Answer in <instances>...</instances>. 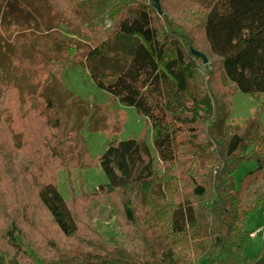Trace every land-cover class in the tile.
Segmentation results:
<instances>
[{
  "label": "trees",
  "instance_id": "obj_1",
  "mask_svg": "<svg viewBox=\"0 0 264 264\" xmlns=\"http://www.w3.org/2000/svg\"><path fill=\"white\" fill-rule=\"evenodd\" d=\"M105 1L48 0L47 7L59 28H93L94 10ZM163 1H113L105 9L112 27L98 32L84 57L99 88L150 121L153 150L141 139L112 141L95 160L85 150L76 167L82 147L67 155L59 148L68 140L59 139L55 113L46 125L56 166H100L107 182L69 200L49 175L14 178L22 190L6 202L12 210L0 198V264H243L247 223L264 205V128L256 119L245 128L227 120L228 88L264 94V0H215L185 8V17H170ZM70 47L59 61L65 67L73 62ZM216 64L226 90L209 79L207 67ZM202 66L209 77L199 82ZM41 95L55 112L72 96L53 73ZM243 161L257 166L237 185ZM103 215L118 218L115 245L97 241L93 221ZM250 264H264V255Z\"/></svg>",
  "mask_w": 264,
  "mask_h": 264
},
{
  "label": "rangeland",
  "instance_id": "obj_2",
  "mask_svg": "<svg viewBox=\"0 0 264 264\" xmlns=\"http://www.w3.org/2000/svg\"><path fill=\"white\" fill-rule=\"evenodd\" d=\"M32 1L0 0V198L5 203L19 195L22 189L14 178L23 180L24 175L35 176L38 182L49 175L69 200L81 191L91 195L107 182L100 166H83L71 171L70 163L66 165L68 170L56 166L57 161L49 151L54 133L46 125L47 121H53L55 113L62 119L59 139L68 140V145L59 148L67 149V155L74 148L82 147L74 154H78L75 157L76 167L83 165L82 153L87 151L90 159L95 160L112 141L141 139L153 150L154 131L150 121L135 108L123 106L99 88L84 66L85 54L97 44L98 32L113 25L105 9L115 0H107L94 10L93 28L85 24L78 28L75 25L66 26L65 22L59 28L58 20L47 7L48 0ZM154 1L159 5L158 0ZM213 2L215 0H164L160 5L172 17L177 12L183 16L185 8L202 10ZM188 17L191 19L190 14ZM69 47L73 52V62L65 67L59 61L69 54ZM204 66L199 68V82L209 77ZM207 68L211 69L213 75L209 79L213 80V84L217 82L216 90H226L228 82L217 72V64ZM49 73H53L72 94L58 112L48 111L41 95ZM229 89L231 95L227 120L245 128L251 120L256 119L264 128V94L256 99L238 89ZM54 144L59 145V142ZM28 160L33 163L28 164ZM256 166L255 161L240 163L234 173L236 184L239 185L243 177ZM6 204L12 210L11 204ZM91 205L93 208L96 206ZM261 207L247 223L248 230L253 233L260 224L254 217L263 211ZM116 219L110 221L103 215L93 221L98 234L97 241L114 245L119 243L121 232ZM44 228L41 227L39 231L46 233ZM261 254L264 255V231L254 239L251 237L243 264H250ZM199 264H207V261L203 260Z\"/></svg>",
  "mask_w": 264,
  "mask_h": 264
},
{
  "label": "crops",
  "instance_id": "obj_3",
  "mask_svg": "<svg viewBox=\"0 0 264 264\" xmlns=\"http://www.w3.org/2000/svg\"><path fill=\"white\" fill-rule=\"evenodd\" d=\"M264 207V206H263ZM262 208V207H261ZM262 212L261 213H259V215H257L256 217H254V218H257V219H255V220H259L260 221V224L259 225H257L256 226V228H258V230L257 231H259L260 229H262V227L264 226V208H262ZM258 214V213H257ZM251 221H252V219H251ZM251 221H250V223H251ZM249 223V222H248ZM247 229H248V226H247ZM250 232H251V230H249ZM255 232V233H253L252 232V238L254 239V238H256L257 236H258V234H261L263 231H261V232ZM246 250V249H245ZM244 255H245V252H244ZM261 255H263V254H261Z\"/></svg>",
  "mask_w": 264,
  "mask_h": 264
},
{
  "label": "water",
  "instance_id": "obj_4",
  "mask_svg": "<svg viewBox=\"0 0 264 264\" xmlns=\"http://www.w3.org/2000/svg\"><path fill=\"white\" fill-rule=\"evenodd\" d=\"M196 55H198L203 62L206 64L208 62V58L206 57V55L202 54V53H196Z\"/></svg>",
  "mask_w": 264,
  "mask_h": 264
},
{
  "label": "built area",
  "instance_id": "obj_5",
  "mask_svg": "<svg viewBox=\"0 0 264 264\" xmlns=\"http://www.w3.org/2000/svg\"><path fill=\"white\" fill-rule=\"evenodd\" d=\"M261 231H264V226H263V228L262 229H260L259 231H257V232H261Z\"/></svg>",
  "mask_w": 264,
  "mask_h": 264
}]
</instances>
